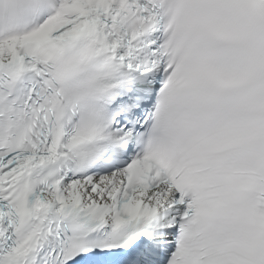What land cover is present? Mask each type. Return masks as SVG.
<instances>
[{
  "label": "snow or ice",
  "instance_id": "1",
  "mask_svg": "<svg viewBox=\"0 0 264 264\" xmlns=\"http://www.w3.org/2000/svg\"><path fill=\"white\" fill-rule=\"evenodd\" d=\"M0 264H264V0H0Z\"/></svg>",
  "mask_w": 264,
  "mask_h": 264
}]
</instances>
